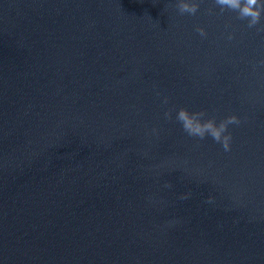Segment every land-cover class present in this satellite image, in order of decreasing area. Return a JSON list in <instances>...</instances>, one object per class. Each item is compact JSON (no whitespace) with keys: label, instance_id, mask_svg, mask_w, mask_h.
I'll list each match as a JSON object with an SVG mask.
<instances>
[{"label":"clouds","instance_id":"9594fccd","mask_svg":"<svg viewBox=\"0 0 264 264\" xmlns=\"http://www.w3.org/2000/svg\"><path fill=\"white\" fill-rule=\"evenodd\" d=\"M214 4L219 6L221 14L225 10L235 12L237 19L247 21L248 28L261 25V19L264 16V0H214ZM176 8L181 15H195L200 8V3L199 0H177ZM208 12L211 14L212 9H208ZM195 31L201 37L207 36L203 27L198 26ZM257 31H264V25L257 28ZM228 38L232 39V36L229 35ZM167 102L165 97L164 103ZM165 116L171 119V110L165 112ZM176 120L189 136L198 137L201 140L210 136L215 142L221 144L225 151L231 150L232 134L228 131L229 125L241 123L240 118L234 114L217 122L216 117L208 116L206 111H189L185 107L177 110Z\"/></svg>","mask_w":264,"mask_h":264}]
</instances>
